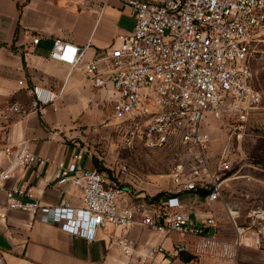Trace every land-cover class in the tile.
Here are the masks:
<instances>
[{
  "label": "built area",
  "instance_id": "1",
  "mask_svg": "<svg viewBox=\"0 0 264 264\" xmlns=\"http://www.w3.org/2000/svg\"><path fill=\"white\" fill-rule=\"evenodd\" d=\"M123 1L136 13L131 32L120 34L84 63L82 59L92 47L91 40L79 46L57 37L49 57L72 70L81 69L97 89L105 88L111 93L108 98L112 101V121L120 127L125 148H158L178 136L196 149L193 163L189 167L182 163L174 165L170 175L175 190L167 198L153 201L145 195H135L127 202L122 181L130 166L121 164L118 173L110 177L97 168L79 165L83 157L79 152L73 161H59L57 167L58 183L69 182L80 188L82 204H44L27 183L7 182L13 175L12 167L28 168L48 159L32 152L25 141L8 144L0 136V155L11 157L9 165L0 167V191L6 194L5 203H0V220L6 219L11 210H21L31 213L34 220L55 223L67 233L90 241L96 238L100 226L108 224L128 228L140 223L160 231L164 237H182L171 248L160 244L138 254L140 262L150 264L159 253L172 259L189 254V236L220 240L217 230L210 234L212 227L219 226L215 213L207 210L200 219L192 218L189 206L178 195L199 191L205 194L207 205L217 201L225 204L236 230L235 238L228 243L234 249L252 247L254 243L246 241V230L253 225L239 224L238 213L224 201L227 182L238 178L230 175L234 168L231 155L225 151L214 165L210 163L211 138L203 129V121L212 114L222 120L223 126H232L233 133L240 132L261 103L262 93L253 84L248 61L253 43L264 36V0ZM29 36L33 43L40 40L32 33ZM27 87L35 108L51 104L58 97L49 87ZM26 112L24 105L13 102L3 117L9 120L11 113ZM254 212L263 227L252 232L258 235L257 239L253 237L255 244H259V234L264 236V217L258 214L264 213V207ZM120 244L127 257L136 253L127 238L120 240ZM0 264H7L5 248L1 246Z\"/></svg>",
  "mask_w": 264,
  "mask_h": 264
},
{
  "label": "crops",
  "instance_id": "2",
  "mask_svg": "<svg viewBox=\"0 0 264 264\" xmlns=\"http://www.w3.org/2000/svg\"><path fill=\"white\" fill-rule=\"evenodd\" d=\"M135 21L134 9L123 0H0V136L8 144L25 141L32 152L48 159L28 168L12 167L7 185L27 183L44 204H82L80 188L69 182L58 183L57 164L73 161L79 152L83 155L78 161L82 167L97 168L95 159L102 164L89 141L105 137L107 129L102 124L113 122L112 101L108 98L111 93L105 88L97 89L81 69L72 70L51 59L50 51L57 37L79 46L91 40L92 47L82 59L87 62L120 34L131 32ZM30 33L40 37L38 43H33ZM28 85L49 87L58 97L51 104L35 108ZM13 102L24 105L27 112L11 113L6 120L3 113ZM10 158L0 155V167L9 165ZM125 189L124 199L129 202L135 195ZM178 195L189 206L192 218L200 219L207 210H212L217 219L219 211L227 214L222 202L207 205L202 192L184 191ZM5 201L6 194L0 191V203ZM216 230L220 240L192 236L195 243L189 246L191 260L183 256L174 260L182 264H201L202 258L203 264L226 261L221 257L231 247L227 240L235 237L222 236L220 225ZM0 234L12 244L11 249H5L7 264H119L126 260L146 264L139 261L138 254L160 244L171 248L176 241L172 236L177 235L164 237L160 231L140 223L128 228L108 224L100 226L96 238L90 241L67 233L55 223L34 220L31 213L21 210H11L6 219L0 220ZM125 238L135 246L136 253L131 257L122 251L120 240ZM163 258L159 253L150 264Z\"/></svg>",
  "mask_w": 264,
  "mask_h": 264
},
{
  "label": "rangeland",
  "instance_id": "3",
  "mask_svg": "<svg viewBox=\"0 0 264 264\" xmlns=\"http://www.w3.org/2000/svg\"><path fill=\"white\" fill-rule=\"evenodd\" d=\"M248 63L254 75L253 84L262 93L261 103L253 109L240 132L233 133L232 126H223L222 120L212 114L205 117L203 129L211 138L209 161L212 165L225 151L231 155L234 168L230 175H236L238 178L227 182L224 201L238 213L239 224L253 225L251 229L246 230L249 236L246 241L253 242L254 245L250 248L228 247L221 259L229 262L218 260L212 262L213 264L264 262L263 233L259 234L261 241L259 244H255L254 241V237L257 239L258 235L255 236L252 233L263 229L254 211L264 207V36L253 43ZM107 122L110 124H102V127L107 129V135L101 139L93 137V140L91 138L89 141L90 147L101 157V169L113 175L118 173L121 164L127 163L130 170L123 177L122 185L129 189L128 192L132 195L141 194L153 197L159 193L172 194L175 188L170 174L174 165L182 163L189 167L196 157V149L184 143L178 136L173 137L165 146L158 148H147L143 145L132 149L125 148L121 143L120 127L111 121ZM224 213L219 211L221 235L234 238L236 230L232 227L228 212ZM193 238L192 236L187 237L189 246H194ZM172 239L177 241L182 240V237L173 235ZM203 262L202 258L201 264ZM155 264L182 263L164 257L163 261L158 260Z\"/></svg>",
  "mask_w": 264,
  "mask_h": 264
},
{
  "label": "water",
  "instance_id": "4",
  "mask_svg": "<svg viewBox=\"0 0 264 264\" xmlns=\"http://www.w3.org/2000/svg\"><path fill=\"white\" fill-rule=\"evenodd\" d=\"M215 231H216L215 227H212L211 230H210V234L213 235L215 233ZM0 246L5 248V249H11L12 248L11 242L8 239H6L4 237V235H2V234H0ZM183 258L186 261H190L191 260V255L190 254H184Z\"/></svg>",
  "mask_w": 264,
  "mask_h": 264
},
{
  "label": "trees",
  "instance_id": "5",
  "mask_svg": "<svg viewBox=\"0 0 264 264\" xmlns=\"http://www.w3.org/2000/svg\"><path fill=\"white\" fill-rule=\"evenodd\" d=\"M95 163L97 165V169L102 171V172H104L101 169V165L99 164V160L98 159L97 160L95 159ZM104 173L106 174V172H104ZM164 195H165L164 193H159V194H157L156 196H153V197L146 195V198L149 199V200H153V201H159Z\"/></svg>",
  "mask_w": 264,
  "mask_h": 264
},
{
  "label": "bare ground",
  "instance_id": "6",
  "mask_svg": "<svg viewBox=\"0 0 264 264\" xmlns=\"http://www.w3.org/2000/svg\"><path fill=\"white\" fill-rule=\"evenodd\" d=\"M262 216V217H264V213H260V214H258V216ZM248 242V241H247ZM250 244V243H249Z\"/></svg>",
  "mask_w": 264,
  "mask_h": 264
}]
</instances>
